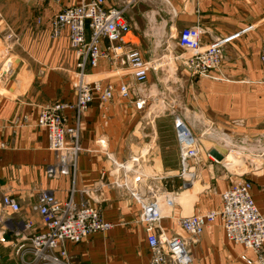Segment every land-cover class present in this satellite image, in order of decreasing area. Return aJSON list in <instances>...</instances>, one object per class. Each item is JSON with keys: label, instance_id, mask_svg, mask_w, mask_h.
Wrapping results in <instances>:
<instances>
[{"label": "crops", "instance_id": "0c3cea01", "mask_svg": "<svg viewBox=\"0 0 264 264\" xmlns=\"http://www.w3.org/2000/svg\"><path fill=\"white\" fill-rule=\"evenodd\" d=\"M90 1L0 0V46L8 35L15 39L10 53L15 62L13 74L0 82V264H20L19 246H29L16 236L23 223L31 222L36 232L45 231L36 213L40 191L50 192L60 202L72 198L79 203L84 199L81 190L95 185L98 203L90 204L112 227L77 244L64 243L70 264H151L141 207L119 184L122 172L109 173L112 162L129 164L134 182L150 189L165 187L173 194L171 215L159 222L156 233L185 240L190 264L253 262V252L228 240L220 220L206 227L196 243L174 220L220 209L222 193L235 182L221 162L208 156L209 150L221 154L215 147L217 130L226 129L231 137L251 141L264 136L260 63L264 0H105L108 7H126L129 47L151 64L154 49H160L174 85L181 89V97H172L178 112L153 68L141 93L122 98L118 89L134 87L132 75L118 63L100 61L96 68H87V73L102 87L113 86L114 93L105 105L94 93L81 116V152L74 175L49 178L47 169L55 157L48 149L46 130L37 126L38 116L45 104L74 100L70 76L75 70L67 32L51 38L49 21L64 8ZM142 7L151 11L141 12ZM195 26L202 30L203 45L225 40L215 79L190 77L180 64L169 60L184 52L176 45L178 33ZM107 45L101 43L102 48ZM138 98L146 101L142 110L135 108ZM65 116L72 125L73 113L66 111ZM176 121L198 140L197 157L186 162L185 176L181 175ZM132 157L138 159L135 165ZM244 178L251 184L256 209L264 214V169L248 172ZM4 196L16 202V210L3 209Z\"/></svg>", "mask_w": 264, "mask_h": 264}, {"label": "built area", "instance_id": "2783aa9c", "mask_svg": "<svg viewBox=\"0 0 264 264\" xmlns=\"http://www.w3.org/2000/svg\"><path fill=\"white\" fill-rule=\"evenodd\" d=\"M125 10L126 7H108L105 0H92L64 8L49 21L51 38H58L66 31L75 56V70L70 76L74 100L70 103L56 101L45 104L40 108L38 116L37 126L46 130L48 149L55 157V163L47 169L49 178L74 175L76 160L81 152V116L91 104L94 93L99 94L101 105H105L114 93L113 86L102 87L100 81L92 80L87 68H96L105 59L125 68L133 77L134 87L120 86L118 92L122 98H128L130 93H141L144 89L153 65L143 58L140 51L129 47L130 43L125 40L131 31ZM201 35L202 30L197 26L182 29L177 35L176 45L184 52L169 57V60L175 65L180 64L184 73L190 77L215 79L213 74L220 71L222 44L225 40L218 39L203 45ZM14 41V37L8 35L6 42L4 39L3 46H0V82L13 74L15 62L10 53ZM103 41L108 43L106 48L101 46ZM260 63L264 72V44ZM134 104L137 110H142L146 101L138 98ZM66 111L74 115L72 125L67 123ZM175 126L181 148V175L185 176L186 162L197 157L198 140L181 121H176ZM236 126H240V123ZM239 140L248 141L245 138ZM261 141H264V136L253 143ZM220 145L225 152H221L223 159L219 162L235 176L234 184L221 195L220 209L179 217L174 220L175 224L189 235L191 243H196L204 229L218 219L228 240L253 252L255 260L248 261V264H264V214L259 213L254 205L250 194L251 184L244 178L246 173L232 172L227 168L230 147ZM251 155L256 156L254 152ZM260 158L264 161V157ZM130 160L135 165L138 159L132 157ZM128 166L125 162H112L109 173L115 176L122 172L119 184L129 191L141 207L140 221L146 224L151 264H190L188 243L185 240L156 233L159 222L171 215L175 197L165 187L150 189L138 180L134 182L132 168ZM250 167L253 168L251 172L264 169V166L256 169ZM96 189L98 185L82 189L80 194L84 199L79 203H75L72 198L60 202L50 192L40 191L36 213L45 231L36 232L31 222L23 223L22 230L16 236L22 242L29 243V246H19L20 264H70L64 243L77 244L92 234L111 229L112 225L103 221L99 209L90 204V201L98 203ZM1 205L3 209H17L16 202L8 196L2 198Z\"/></svg>", "mask_w": 264, "mask_h": 264}, {"label": "rangeland", "instance_id": "374dc122", "mask_svg": "<svg viewBox=\"0 0 264 264\" xmlns=\"http://www.w3.org/2000/svg\"><path fill=\"white\" fill-rule=\"evenodd\" d=\"M144 11H151V8L144 9L142 7L141 12ZM148 16L150 17V13ZM217 133L218 135L215 134L214 136H216L217 138L223 137L224 144L231 149V154L229 155L227 161V168L230 171L248 173L253 170V168L250 166L255 167V169L264 166V161H262V159L260 158L264 157V141H261L260 143H253V141L251 140H248L247 142H241L239 140L240 138L238 137L230 138L229 131H227L226 129L217 130ZM216 143L217 145H215V147H217L220 152H225V150L220 147V144H222L220 139ZM252 152H254L256 156H252Z\"/></svg>", "mask_w": 264, "mask_h": 264}, {"label": "water", "instance_id": "95a60500", "mask_svg": "<svg viewBox=\"0 0 264 264\" xmlns=\"http://www.w3.org/2000/svg\"><path fill=\"white\" fill-rule=\"evenodd\" d=\"M151 62L154 65L153 71L156 77L163 81V83H160L163 85V93L169 99L170 104H175V111L178 112L179 107L177 106V103H174L172 101V97H181V89L178 86L176 87L174 85L175 83L173 82V75L169 72L167 66L163 63L160 54V49L158 47L154 49ZM208 154L217 162L223 159L222 155L216 150H209Z\"/></svg>", "mask_w": 264, "mask_h": 264}, {"label": "bare ground", "instance_id": "6f19581e", "mask_svg": "<svg viewBox=\"0 0 264 264\" xmlns=\"http://www.w3.org/2000/svg\"><path fill=\"white\" fill-rule=\"evenodd\" d=\"M218 139H220L221 143L224 144L223 137H220Z\"/></svg>", "mask_w": 264, "mask_h": 264}]
</instances>
